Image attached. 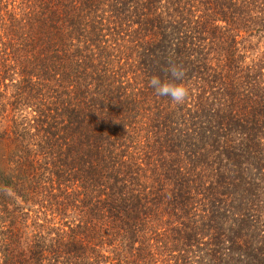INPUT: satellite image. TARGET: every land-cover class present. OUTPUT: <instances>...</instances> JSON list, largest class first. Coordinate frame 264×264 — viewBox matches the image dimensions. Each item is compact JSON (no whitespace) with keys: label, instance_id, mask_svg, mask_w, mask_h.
I'll use <instances>...</instances> for the list:
<instances>
[{"label":"trees","instance_id":"trees-1","mask_svg":"<svg viewBox=\"0 0 264 264\" xmlns=\"http://www.w3.org/2000/svg\"><path fill=\"white\" fill-rule=\"evenodd\" d=\"M0 142V264H264V0H0Z\"/></svg>","mask_w":264,"mask_h":264},{"label":"clouds","instance_id":"clouds-1","mask_svg":"<svg viewBox=\"0 0 264 264\" xmlns=\"http://www.w3.org/2000/svg\"><path fill=\"white\" fill-rule=\"evenodd\" d=\"M170 78L161 79L158 75H152L149 80V86L155 94L162 97H169L177 105L183 104L188 96L189 89L181 82L185 72L182 66L170 63L166 69Z\"/></svg>","mask_w":264,"mask_h":264},{"label":"rangeland","instance_id":"rangeland-1","mask_svg":"<svg viewBox=\"0 0 264 264\" xmlns=\"http://www.w3.org/2000/svg\"><path fill=\"white\" fill-rule=\"evenodd\" d=\"M5 148V144L3 142H0V150H3Z\"/></svg>","mask_w":264,"mask_h":264}]
</instances>
